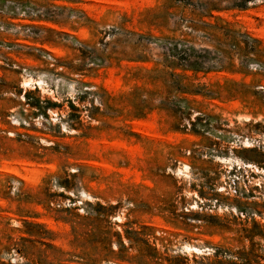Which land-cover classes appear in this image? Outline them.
<instances>
[{"label": "rangeland", "instance_id": "374dc122", "mask_svg": "<svg viewBox=\"0 0 264 264\" xmlns=\"http://www.w3.org/2000/svg\"><path fill=\"white\" fill-rule=\"evenodd\" d=\"M0 264H264V0H0Z\"/></svg>", "mask_w": 264, "mask_h": 264}, {"label": "built area", "instance_id": "2783aa9c", "mask_svg": "<svg viewBox=\"0 0 264 264\" xmlns=\"http://www.w3.org/2000/svg\"><path fill=\"white\" fill-rule=\"evenodd\" d=\"M18 10L19 11H22L23 13L24 12H27V11H25L23 9H18ZM44 58L46 60H48L49 62H51L52 63V66L54 65L53 63H54L55 59L50 54L45 55ZM28 119H29V121H32V120L34 121L35 120L32 117H29ZM14 122L15 121H12L13 124H15ZM9 136H14V134L13 133H10ZM184 168L186 169V166L183 165L182 169L185 171ZM183 248H184L183 250H186V252H193L195 254L200 253V254H203V255L210 254V250L209 249H197L195 247H192L189 243H183Z\"/></svg>", "mask_w": 264, "mask_h": 264}, {"label": "bare ground", "instance_id": "6f19581e", "mask_svg": "<svg viewBox=\"0 0 264 264\" xmlns=\"http://www.w3.org/2000/svg\"><path fill=\"white\" fill-rule=\"evenodd\" d=\"M188 169V168H187ZM89 198L91 199V197L89 196Z\"/></svg>", "mask_w": 264, "mask_h": 264}]
</instances>
